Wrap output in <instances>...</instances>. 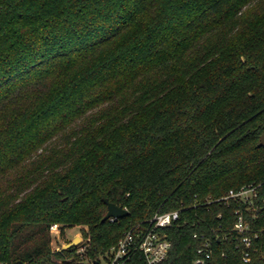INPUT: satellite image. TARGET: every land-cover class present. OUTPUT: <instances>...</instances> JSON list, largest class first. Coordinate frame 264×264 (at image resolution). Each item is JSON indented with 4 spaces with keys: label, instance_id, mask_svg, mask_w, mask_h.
Segmentation results:
<instances>
[{
    "label": "trees",
    "instance_id": "obj_1",
    "mask_svg": "<svg viewBox=\"0 0 264 264\" xmlns=\"http://www.w3.org/2000/svg\"><path fill=\"white\" fill-rule=\"evenodd\" d=\"M263 134L264 0H0V262L74 264L54 224L95 257L184 206L162 264H194L220 225L210 264H264ZM250 184L245 263L236 205L187 206ZM105 199L129 215L104 221Z\"/></svg>",
    "mask_w": 264,
    "mask_h": 264
},
{
    "label": "built area",
    "instance_id": "obj_2",
    "mask_svg": "<svg viewBox=\"0 0 264 264\" xmlns=\"http://www.w3.org/2000/svg\"><path fill=\"white\" fill-rule=\"evenodd\" d=\"M259 188L260 185H245L237 190H229L218 199L212 197L203 199L196 195L191 205L187 206L188 209L206 207L210 210L211 206L218 202H224L228 206L236 205L232 231L237 234L238 248L243 252L242 258L245 263L251 262L254 239L258 237L257 233H252L249 214L256 217L260 210L258 204ZM184 208L186 207L183 206L171 211H158L153 216L134 224L124 233L116 246L95 257L87 254V245H89L91 238H81L83 244L77 251L74 264H137L136 262H141V260L145 261V264H162L168 258L173 247L167 229L173 225L185 226L189 224V219L184 216ZM222 216L223 214L220 213L218 218H222ZM116 220L118 219L113 217L109 219L111 222ZM211 231L212 236L200 235L198 232L194 234L196 239L202 240V244L197 250L198 258L194 264H210L212 261L215 253L214 238H222V225L219 227L212 226ZM51 232L58 237L62 236L59 224H54L51 227ZM224 238L226 239L227 235H224ZM224 256L226 255L224 254ZM0 264L9 263L1 261Z\"/></svg>",
    "mask_w": 264,
    "mask_h": 264
},
{
    "label": "water",
    "instance_id": "obj_3",
    "mask_svg": "<svg viewBox=\"0 0 264 264\" xmlns=\"http://www.w3.org/2000/svg\"><path fill=\"white\" fill-rule=\"evenodd\" d=\"M258 146L264 147V134L261 136L260 143ZM105 201L108 205V213L105 216L104 221H107L112 217L120 219V218H124V217L129 215V211L127 209H125L124 207L119 206L113 202H110L109 199H105ZM80 241H81V238L77 237L72 242L64 245L61 248V250H68V249H71L73 247H76ZM19 264H26V263L20 262Z\"/></svg>",
    "mask_w": 264,
    "mask_h": 264
},
{
    "label": "rangeland",
    "instance_id": "obj_4",
    "mask_svg": "<svg viewBox=\"0 0 264 264\" xmlns=\"http://www.w3.org/2000/svg\"><path fill=\"white\" fill-rule=\"evenodd\" d=\"M86 230L87 229L84 227H74L71 229H67L65 231V234L60 236V237H58L57 235H54V233H52V244H51V246H52L53 251L60 250L64 245L72 242L77 237L84 239ZM82 244H83V241L81 240L77 246L79 247ZM76 254L77 253H75V255ZM59 262H61V261L59 260Z\"/></svg>",
    "mask_w": 264,
    "mask_h": 264
}]
</instances>
